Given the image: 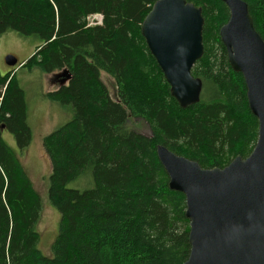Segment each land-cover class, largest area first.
<instances>
[{
    "label": "trees",
    "instance_id": "16d2710c",
    "mask_svg": "<svg viewBox=\"0 0 264 264\" xmlns=\"http://www.w3.org/2000/svg\"><path fill=\"white\" fill-rule=\"evenodd\" d=\"M157 1L0 0V41L9 31L38 37L42 46L24 66L46 75L64 71L68 83L59 81L45 97L73 112L43 142L51 163L48 198L60 214L52 256H44L40 196L3 139L7 129L20 151L31 143L25 92L16 76L0 75V264H184L191 251L186 198L170 189L157 147L204 169L252 153L258 119L220 38L228 7L186 0L205 21L204 55L192 70L203 90L199 103L182 108L141 32ZM244 1L264 40V0ZM95 14L103 23L89 26ZM102 73L115 81L118 101ZM130 118L144 120L152 136L133 129ZM83 178L86 189L69 188Z\"/></svg>",
    "mask_w": 264,
    "mask_h": 264
},
{
    "label": "water",
    "instance_id": "95a60500",
    "mask_svg": "<svg viewBox=\"0 0 264 264\" xmlns=\"http://www.w3.org/2000/svg\"><path fill=\"white\" fill-rule=\"evenodd\" d=\"M229 9L220 30L229 63L243 75L258 139L252 153L224 168L204 169L159 145L170 189L186 198L191 251L184 264H264V40L244 0H221ZM202 9L186 0H158L141 25L171 94L182 108L200 102L203 82L192 75L204 55ZM42 48V47H41ZM27 61L22 63L24 65ZM6 64L18 65L9 55Z\"/></svg>",
    "mask_w": 264,
    "mask_h": 264
},
{
    "label": "rangeland",
    "instance_id": "374dc122",
    "mask_svg": "<svg viewBox=\"0 0 264 264\" xmlns=\"http://www.w3.org/2000/svg\"><path fill=\"white\" fill-rule=\"evenodd\" d=\"M50 1L52 3V0ZM87 22L89 26L102 25L103 17L99 14L90 15ZM40 46H42V43L38 37H25L15 31H9L1 38L0 75L4 76L10 73V78L13 76L18 78L20 87L25 92L29 112L28 124L32 131L31 143L23 151L19 150L16 140L9 130L3 131V139L18 154L22 166L40 196L41 216L38 231L41 235V241L39 249L44 256L51 257V248L59 233L60 214L48 198L51 163L44 151L43 142L47 136L71 120L73 112L63 110L45 97L46 94L55 92L59 88V81H62L65 85L68 83V80L64 81V71L46 75L38 69L30 70L28 67L21 65L22 62L31 59ZM9 55H13L18 59L17 66L11 67L6 64V58ZM56 78L59 80L57 81ZM101 80L106 85L111 98L118 101V87L115 81L103 73ZM129 124L139 133L149 137L152 136L151 129L144 120L130 118ZM88 186L89 181L84 178L69 184V188L80 190H84Z\"/></svg>",
    "mask_w": 264,
    "mask_h": 264
},
{
    "label": "crops",
    "instance_id": "0c3cea01",
    "mask_svg": "<svg viewBox=\"0 0 264 264\" xmlns=\"http://www.w3.org/2000/svg\"><path fill=\"white\" fill-rule=\"evenodd\" d=\"M22 63H24V62H22Z\"/></svg>",
    "mask_w": 264,
    "mask_h": 264
},
{
    "label": "flooded vegetation",
    "instance_id": "af4514ba",
    "mask_svg": "<svg viewBox=\"0 0 264 264\" xmlns=\"http://www.w3.org/2000/svg\"><path fill=\"white\" fill-rule=\"evenodd\" d=\"M21 64V63H20Z\"/></svg>",
    "mask_w": 264,
    "mask_h": 264
}]
</instances>
